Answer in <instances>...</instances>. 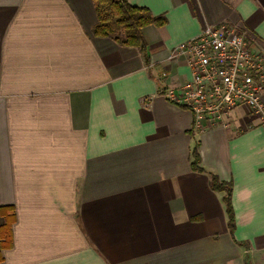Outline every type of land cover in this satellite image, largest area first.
<instances>
[{"label": "crops", "instance_id": "obj_1", "mask_svg": "<svg viewBox=\"0 0 264 264\" xmlns=\"http://www.w3.org/2000/svg\"><path fill=\"white\" fill-rule=\"evenodd\" d=\"M128 1L166 19L145 50L96 37L93 0H0V264H264V127L240 108L198 132L165 96L207 25L264 52V0Z\"/></svg>", "mask_w": 264, "mask_h": 264}, {"label": "built area", "instance_id": "obj_2", "mask_svg": "<svg viewBox=\"0 0 264 264\" xmlns=\"http://www.w3.org/2000/svg\"><path fill=\"white\" fill-rule=\"evenodd\" d=\"M186 56L191 79L166 91V99L194 116L205 132L228 127L233 111L246 108L264 127V52L238 27L205 26L175 48Z\"/></svg>", "mask_w": 264, "mask_h": 264}, {"label": "trees", "instance_id": "obj_3", "mask_svg": "<svg viewBox=\"0 0 264 264\" xmlns=\"http://www.w3.org/2000/svg\"><path fill=\"white\" fill-rule=\"evenodd\" d=\"M98 22L94 27L96 37L113 39L117 44L125 47L146 49L147 42L144 29L150 25L161 27L166 24L163 16H155L147 7L134 6L128 0H93ZM192 168L203 172L200 166L201 157L196 148L193 152ZM211 188L224 191V202L229 218V228L234 232L235 215L231 202V184L220 181L218 176L211 175ZM0 217L4 224L0 226V248L12 247V226L16 222V212L13 206L0 207Z\"/></svg>", "mask_w": 264, "mask_h": 264}]
</instances>
